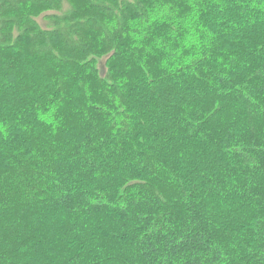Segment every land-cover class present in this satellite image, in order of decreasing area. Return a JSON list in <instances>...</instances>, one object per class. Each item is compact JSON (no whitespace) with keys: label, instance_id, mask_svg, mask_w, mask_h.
I'll return each mask as SVG.
<instances>
[{"label":"trees","instance_id":"obj_1","mask_svg":"<svg viewBox=\"0 0 264 264\" xmlns=\"http://www.w3.org/2000/svg\"><path fill=\"white\" fill-rule=\"evenodd\" d=\"M0 264H264V0H0Z\"/></svg>","mask_w":264,"mask_h":264},{"label":"rangeland","instance_id":"obj_2","mask_svg":"<svg viewBox=\"0 0 264 264\" xmlns=\"http://www.w3.org/2000/svg\"><path fill=\"white\" fill-rule=\"evenodd\" d=\"M102 64L104 65V60L101 62V68H102Z\"/></svg>","mask_w":264,"mask_h":264}]
</instances>
